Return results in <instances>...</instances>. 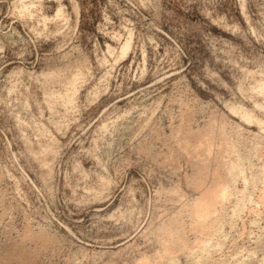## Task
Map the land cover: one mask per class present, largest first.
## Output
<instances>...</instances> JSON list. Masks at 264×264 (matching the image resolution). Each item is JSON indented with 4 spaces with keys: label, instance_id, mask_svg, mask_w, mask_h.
<instances>
[{
    "label": "rangeland",
    "instance_id": "obj_1",
    "mask_svg": "<svg viewBox=\"0 0 264 264\" xmlns=\"http://www.w3.org/2000/svg\"><path fill=\"white\" fill-rule=\"evenodd\" d=\"M262 84L264 0H0V249L20 253L0 264H167L166 246L186 264L177 236L227 264L258 248L264 184L234 218V182L219 236L190 214L226 144L264 170V126L232 109L264 122Z\"/></svg>",
    "mask_w": 264,
    "mask_h": 264
},
{
    "label": "bare ground",
    "instance_id": "obj_2",
    "mask_svg": "<svg viewBox=\"0 0 264 264\" xmlns=\"http://www.w3.org/2000/svg\"><path fill=\"white\" fill-rule=\"evenodd\" d=\"M23 8H27V5L24 3L23 5ZM130 41H127V42H125L124 43V45H123V47H122V57H124V56H126L127 55V53L129 52V50H130ZM82 74V72L81 73H78V75H81ZM77 81H78V77H70L69 78V81H68V84L70 85V87H67V89H68V94L67 95H65V97L63 98V101L66 103V104H73V100H74V96H75V93H76V91H77V87H76V83H77ZM260 89L261 90H263L264 91V84H262L261 85V87H260ZM233 110H234V112H237V113H240L241 115H242V117L245 119V120H247L248 122H252V121H256L258 124H261L262 126H264V122L263 121H261V120H259L256 116H254L252 113H250L248 110H244V109H242V108H232ZM190 133V132H189ZM190 137L191 136H193V135H189ZM196 136V135H195ZM187 137H188V135H187ZM186 139V138H185ZM189 139V138H188ZM192 139H193V137H192ZM192 141V140H191ZM191 141H190V139L189 140H185L183 143H185L184 145V147L187 149V148H189L190 146H191ZM193 142V141H192ZM227 143V142H226ZM194 145V144H193ZM195 146V145H194ZM210 146V145H209ZM209 146H207V147H209ZM199 147V146H198ZM207 147H206V150H207ZM196 148V147H195ZM211 148V147H210ZM236 147H235V145H233V143L232 144H226V149H227V153H229L230 154V156H232L231 157V160L227 163L226 162V164H225V172H223L224 173V175H222V176H224L225 177V179L223 180V178L221 177V175H219V173L218 172H214V179L216 178L215 177V175H217V180L215 179L214 181H217V182H213V186L211 185V187L210 188H203V190H202V192H201V197H200V199L198 200V202H196V204L195 205H193V209H192V213L190 214V215H192L193 217L192 218H194L192 221H194L195 220V226H194V228L196 227V225H199V223L201 224V228L203 229H206V231H208V232H212L213 233V235H215V236H219L220 235V233L222 232V222L221 221H219V218L217 219L218 221H219V223L217 224V220L215 221V220H213V217H214V214H212V213H214V212H217V210H218V207H220V206H226L225 205V202H227L228 200L230 201L231 199H229L230 197H231V195H232V191H231V187H232V185L234 184L235 185V181H237L238 179H242L244 182H245V184H246V188H245V191H243V195L239 198V200L237 201V203L235 204V206L233 207V214H232V217H234V218H236V217H239L240 216V214L246 209V206H247V204H250L251 205V203H253L254 202V200H253V198L249 195L248 196V190L247 189H249V188H251L252 190H256L257 189V187H258V185L259 184H264V170H259V171H257V172H252V174H251V176L249 177V176H247L246 174H245V172H246V170L249 168V169H251L252 168V170L254 169L252 166H251V163H250V157H247V155H242V153H240V152H238L236 149H235ZM197 149V148H196ZM188 150V149H187ZM187 150H185V151H187ZM199 150V149H198ZM210 150V149H209ZM208 151V150H207ZM211 152V151H210ZM187 153V152H186ZM196 153V152H195ZM195 153H194V155H195ZM202 153H203V151H202ZM188 154V153H187ZM190 154V153H189ZM198 154V153H197ZM193 156V155H192ZM191 156V157H192ZM190 157V156H189ZM196 157H198L197 155H196ZM220 176V177H219ZM199 177V176H198ZM197 177V178H198ZM205 178V177H204ZM222 179V180H220V179ZM202 179V178H201ZM207 179V178H206ZM195 180V179H194ZM203 180V179H202ZM201 181V180H200ZM198 182V181H197ZM209 182V181H208ZM235 182V183H234ZM202 183V182H201ZM200 183V184H201ZM205 182L203 181V183L202 184H204ZM216 183V184H215ZM200 184H197V185H200ZM202 186V185H201ZM207 186H208V184H207ZM203 187V186H202ZM206 187V186H205ZM209 187V186H208ZM234 187V186H233ZM199 189H200V187H199ZM201 190V189H200ZM2 198V197H1ZM260 200H259V202L258 203H256V208H255V212L257 213V215H260L259 213H262L261 212V210L259 209V205L258 204H260L261 203V207H262V205H264V192L262 193V195L260 196ZM228 203V202H227ZM0 204H2V202L0 203ZM218 204H221V205H219L218 206ZM230 204V203H229ZM228 204V205H229ZM221 208V207H220ZM219 208V209H220ZM223 208V207H222ZM221 208V209H222ZM264 209V208H263ZM2 210V209H1ZM3 211V210H2ZM254 212V213H255ZM255 213V214H256ZM3 214V213H2ZM1 214V215H2ZM216 214V213H215ZM216 216V215H215ZM211 217H212V219H211ZM191 218V219H192ZM215 218H217V217H215ZM211 219V220H210ZM174 220V219H173ZM2 221V220H1ZM261 221H262V223H264V216L263 217H261V219H260V217H259V220H257V218H255L254 220H253V223L254 224H261ZM173 224H175V223H173ZM178 225H180V224H178L177 223V226ZM1 226V225H0ZM193 226V225H192ZM199 226H197V228L199 227ZM179 227V226H178ZM260 228H261V232H260V234L258 235V236H256V238H255V240H256V243H257V245L256 246H258V248L260 247H262V248H264L263 247V245H264V224H263V227H261L260 226ZM5 229V228H4ZM3 229V230H4ZM204 229H203V231H204ZM6 230V229H5ZM197 230V229H196ZM201 230V229H200ZM5 232H7V231H5ZM182 232V231H181ZM197 232H199L198 230H197ZM196 232V233H197ZM1 233V232H0ZM179 233V232H178ZM203 233H205V231L203 232ZM203 233H200V237L202 236V234ZM2 234V233H1ZM181 234V233H180ZM183 234V233H182ZM181 234V235H182ZM206 234V233H205ZM204 234V235H205ZM203 235V236H204ZM207 235V234H206ZM211 235V234H210ZM3 236H5L4 234H3ZM171 236V235H170ZM184 236V235H183ZM182 236V237H183ZM199 236V235H198ZM198 236H196L195 237V239L198 237ZM212 236V235H211ZM6 237V236H5ZM179 237V238H178ZM210 237V236H209ZM4 238V237H3ZM170 238V237H169ZM177 238H178V240L177 241H179V242H176V243H178L177 244V246H178V248H177V250L179 249L181 252H183L186 256V258H187V262H186V264H227L228 263V260H225V259H219V260H217V259H215V261H213V257H212V255H213V251L215 252V249H214V247H213V244L211 243V239L210 238H208L207 239V237H205V239H200L199 237V239L200 240H198V238L196 239L197 241H194V242H196V243H194V247H192V246H189L188 245V242H186V240H184L183 238H181L180 239V236H177ZM185 238V237H184ZM6 239H8V238H6ZM186 239V238H185ZM45 240V239H44ZM175 240V239H174ZM12 241V240H11ZM46 241H48V240H46ZM4 242V241H3ZM9 242H10V240H9ZM162 242H163V240H162ZM170 242V241H169ZM168 242V243H169ZM12 243H13V241H12ZM11 243V244H12ZM10 243H8V245H9ZM163 244V243H162ZM170 244H171V242H170ZM174 244V243H173ZM3 245V244H2ZM13 245H14V243H13ZM165 245L166 244H164V247H165ZM193 245V244H192ZM222 245V242L221 241H219L218 243H217V247H220ZM12 246V245H11ZM15 246V245H14ZM17 246H19V244L17 245ZM126 246V245H125ZM171 246V245H170ZM176 246V245H175ZM3 247V246H2ZM10 247V246H9ZM9 247H6L5 246V250L3 249H0L1 251H0V258H3L4 257V259H6L5 257H7V256H10V254L9 253H11L12 254V252H8L6 249H8ZM162 247H163V245H162ZM163 247V248H164ZM167 248H166V250L164 251V253L162 254L163 256H164V254H165V257H166V259L167 260H165L166 262H167V264H181L180 263V260H178V257L179 256H176V253H173V252H175V251H173V250H171V249H168V246H166ZM0 248H1V245H0ZM4 248V247H3ZM14 248V247H13ZM175 248V247H174ZM257 247L256 248H252V249H247L246 250V252L244 253H240V252H237L236 250H235V261H236V263H234V264H264V249H263V251L261 250V252H263V253H261L262 255L261 256H259V254H258V252L260 251H258L257 249H258ZM18 249V248H17ZM237 249H239V248H237ZM14 250H15V248H14ZM13 250V251H14ZM21 250H19V252H20ZM162 251H163V249H162ZM171 251H173V252H171ZM17 252H18V250H17ZM18 252V253H19ZM177 252H179V251H177ZM14 254V253H13ZM13 254L11 255V256H13ZM16 255H19V254H17V253H15ZM14 254V255H15ZM22 254H23V252H22ZM21 254V255H22ZM15 255V257H17ZM24 255V254H23ZM179 255V254H178ZM20 256V255H19ZM18 256V257H19ZM180 256H181V253H180ZM162 257V256H161ZM161 257H160V260H161ZM10 258V257H9ZM22 258H24V257H22ZM163 258V257H162ZM17 259V258H16ZM29 259V258H28ZM147 259V258H146ZM146 259H142L139 263H137V264H148V262H150V261H148V259L146 260ZM159 259V258H158ZM1 260V259H0ZM7 260V259H6ZM12 260V259H11ZM20 260H21V258H20ZM23 260V259H22ZM27 260V259H26ZM159 261V260H158ZM20 262H22V261H20ZM24 262H25V258H24ZM23 262V264H25ZM152 262V261H151ZM150 262V263H151ZM154 262V261H153ZM164 262V261H163ZM6 263V262H5ZM9 263V262H8ZM11 264H12V262H10ZM9 263V264H10ZM16 263V262H15ZM149 263V264H150ZM160 263V262H159ZM4 264V263H3ZM18 264V263H17ZM21 264V263H20ZM136 264V263H135ZM155 264V263H154ZM158 264V263H157Z\"/></svg>",
    "mask_w": 264,
    "mask_h": 264
}]
</instances>
